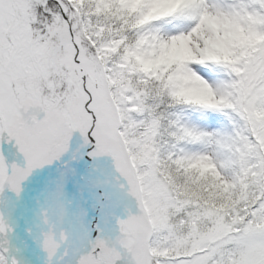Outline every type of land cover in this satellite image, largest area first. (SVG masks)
<instances>
[{"label":"snow or ice","instance_id":"obj_1","mask_svg":"<svg viewBox=\"0 0 264 264\" xmlns=\"http://www.w3.org/2000/svg\"><path fill=\"white\" fill-rule=\"evenodd\" d=\"M0 264H264V0H0Z\"/></svg>","mask_w":264,"mask_h":264}]
</instances>
